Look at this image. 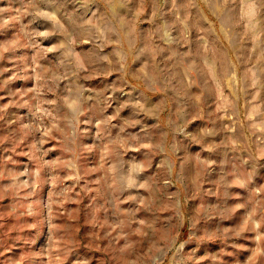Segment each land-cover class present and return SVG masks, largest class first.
<instances>
[{
  "label": "rangeland",
  "instance_id": "obj_1",
  "mask_svg": "<svg viewBox=\"0 0 264 264\" xmlns=\"http://www.w3.org/2000/svg\"><path fill=\"white\" fill-rule=\"evenodd\" d=\"M0 264H264V0H0Z\"/></svg>",
  "mask_w": 264,
  "mask_h": 264
}]
</instances>
